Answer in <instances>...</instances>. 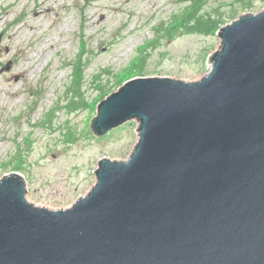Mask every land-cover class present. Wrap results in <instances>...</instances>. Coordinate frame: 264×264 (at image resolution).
I'll list each match as a JSON object with an SVG mask.
<instances>
[{
	"label": "water",
	"instance_id": "water-1",
	"mask_svg": "<svg viewBox=\"0 0 264 264\" xmlns=\"http://www.w3.org/2000/svg\"><path fill=\"white\" fill-rule=\"evenodd\" d=\"M216 35L199 81L131 79L99 103L95 137L135 120L138 141L70 208L0 179V264H264V9Z\"/></svg>",
	"mask_w": 264,
	"mask_h": 264
},
{
	"label": "rangeland",
	"instance_id": "rangeland-1",
	"mask_svg": "<svg viewBox=\"0 0 264 264\" xmlns=\"http://www.w3.org/2000/svg\"><path fill=\"white\" fill-rule=\"evenodd\" d=\"M262 9L258 0H0V179L21 176L35 206L70 208L96 184L99 160L125 161L138 141L135 120L95 137L99 103L127 80L206 76L220 39L189 33L191 13L225 25Z\"/></svg>",
	"mask_w": 264,
	"mask_h": 264
},
{
	"label": "trees",
	"instance_id": "trees-1",
	"mask_svg": "<svg viewBox=\"0 0 264 264\" xmlns=\"http://www.w3.org/2000/svg\"><path fill=\"white\" fill-rule=\"evenodd\" d=\"M258 1L264 2V0ZM248 6H250L249 3H247V6L245 7ZM202 19H205V22ZM184 22H186L189 33L195 32L201 35H209L215 33L222 25H224V22L222 21H214L211 18L207 17H198L195 13H191ZM167 35H169L168 37H171V34L168 33Z\"/></svg>",
	"mask_w": 264,
	"mask_h": 264
},
{
	"label": "bare ground",
	"instance_id": "bare-ground-1",
	"mask_svg": "<svg viewBox=\"0 0 264 264\" xmlns=\"http://www.w3.org/2000/svg\"><path fill=\"white\" fill-rule=\"evenodd\" d=\"M26 184V183H25ZM32 205H34V204H32ZM35 206V205H34ZM35 207H38V206H35ZM39 208H44V207H39ZM47 209V208H46Z\"/></svg>",
	"mask_w": 264,
	"mask_h": 264
}]
</instances>
